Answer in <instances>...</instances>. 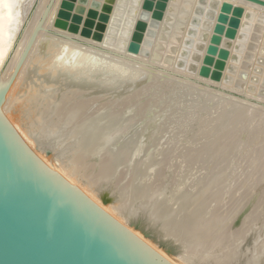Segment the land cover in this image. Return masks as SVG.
I'll return each mask as SVG.
<instances>
[{"label": "bare ground", "instance_id": "obj_1", "mask_svg": "<svg viewBox=\"0 0 264 264\" xmlns=\"http://www.w3.org/2000/svg\"><path fill=\"white\" fill-rule=\"evenodd\" d=\"M33 1L34 0H0V94L4 92L2 102L0 105V132L1 133L3 132L2 134L5 135V137L8 138L14 146H16L17 144L15 140V135L17 134L30 149L32 148L34 150V151L32 150L33 153L35 152L40 158H42L44 162H46L48 166H50L48 167L34 153V155L37 158H39L43 164L41 175L45 179L54 181L56 184H58V187L60 189L66 191L67 193H69V189L66 188L63 184H61V182L58 179V176H62L72 185L76 184L77 186L76 185L74 186L79 188L83 194L89 196L91 200L94 201L107 214H109L111 218L115 219L117 222H119L125 228H127V230H129L132 234H134L141 242L145 243L149 247L151 246L150 248L154 247V249L153 248L152 249L156 251L162 258L167 260L170 264H264V221H263L264 219L261 220L264 217L260 215L262 218L258 219L260 212L264 211V207L262 208L260 206L259 202L261 199V192H260L261 190H259L258 189L259 187H257L258 185H260L263 173H256V172L253 173L254 175L252 177L254 178H252L251 180L252 181L251 183L252 186L250 185L252 187L251 188L248 186L250 181L248 179H247L248 181L246 180V177H248L246 176L245 173L246 170L245 171L243 170L246 176L244 177L243 175V177L246 180L244 181L243 179L244 181L243 184L245 182H248V185L246 183L244 184V187L245 185L249 187L246 189V192L250 188L251 189L247 193L244 192L245 195H243L244 193L241 191L242 189L241 190L239 189L241 192L237 189L240 193H243L241 194L242 197L238 192L237 193L239 194V196L236 195L237 193H235L234 190L238 188V186L242 183L241 180L243 178L241 177L240 180L241 183L237 184L239 180L236 182L235 181L236 177L240 178L241 176V175L238 176L237 173L233 175L235 176V178L233 179H235L234 181L236 182V185H238L236 186V188L234 187L235 185H233L234 183L233 184L231 183L232 187L231 186L229 187L231 189L229 188L227 189L228 187L227 185H226L227 187L224 186L222 187V185H220L221 183L217 184V181L215 179H214L215 180L214 186H211L213 182V179L211 178L212 180L209 179L205 181V183L201 181H197L194 186L187 188V190L185 189L186 191L183 190L185 191V193L182 191L184 193L183 194L181 192V187L182 184H184L187 177V173L185 172L188 171L186 169H185L186 171L184 172V169L181 168L183 170L175 173L174 176L176 178L172 180L170 178H172L173 175L172 176L169 175L167 178L164 177L163 178L164 180L162 181L161 178L158 182L152 180H150L151 182L149 180L144 181L143 179L146 176L145 174L147 173L149 166H151L153 161L155 160V155H151L152 153H150L149 157L145 156L146 158H144L143 160L140 159L141 163L137 161L136 165H133L134 167H132L131 170L129 167L130 172H128V170L125 172L124 171L125 169L123 170L124 172H120V171L116 172V168H118L116 167V164L121 163L122 160H125L126 157L121 154L119 155L122 157L118 156L119 152L116 153L117 155L114 156L113 155L114 152L111 153L109 149L106 150L109 152L102 151L103 146H105V144L106 145L108 144L107 142H110V144L108 145L110 146L112 142L116 141L117 138L120 139L121 137L124 139L123 148L125 149L131 148L130 149L131 152H132V148H137L138 144H139L138 146L144 145V143L142 142L144 137L142 136L140 137L139 133L135 132L137 130L135 129L134 131L133 129L134 125L136 126L135 121L137 120L134 121L131 117L130 120H127L128 122H126V125L124 124L123 126L117 125L118 124L117 121L127 107L128 101L126 100L127 99L126 96L129 95L132 96L131 94L135 93L136 91H138L136 93L139 94L141 92L140 91L141 88L148 87V85H150L149 83H151L154 79H156L155 78L156 75L159 76L161 75L164 77L166 76V78H173L174 85L177 83V82L175 83V79L181 80L186 84L188 83L189 79L197 78V80L200 82H203L210 86H215V89L214 88H210V89L214 94L222 95V97L220 96L221 99H223L221 101L224 100L227 101V99H224V97L226 96V98L232 97L241 103H245L244 101H246L247 103L248 99L253 100L257 103H261L263 104V106L262 105L258 106L255 103H250V104L248 103L247 105L248 108L246 107L245 108L248 110L249 117L250 114L253 113L252 111H254L255 108L256 111L258 110L257 115L259 114L261 115L259 116L261 117L260 122L262 126L264 123V103H262L264 102V99L258 97L255 94H250L251 92L247 93L245 92V90H238L232 86L228 87L222 85L221 83L210 80V79H214L212 78L215 70V67L213 66L218 59V55L216 53H219L221 46L222 48L223 46L230 48V45L232 43V41L225 39V31L227 30V28H229L230 26L229 23L226 22L223 23L225 25H221L222 23L216 24L217 23L216 20L212 21L213 24H216V26L213 25L215 26L216 30L214 29V31L211 30L209 32L210 34L213 33L214 35H218L220 39L219 42L215 45L216 52L213 54L217 56L210 57L209 59L210 62H205L204 59L206 58H204V56L202 58V54H201V58L199 60L197 59L198 61L193 60L192 58L193 54L197 53L194 44L192 48L189 47V50L192 49V52H188L187 55L182 56V58L183 57L185 58V56H188V54L190 53V58H189L190 62L186 64L187 65L186 68L188 71L186 69H179L185 66L184 65L185 62H181L182 60L177 61L176 65L179 68L178 69L174 68L176 74L180 75L186 80L180 77H175L173 75H170L168 74L167 71H163L156 66L157 65L162 66L163 63L165 64V62H163L164 59L162 60V58L164 54L167 53L166 52L167 50H171L168 49L169 46L176 44L177 47H180L179 45L181 44L183 38L185 40L186 37L188 36L187 31H190V29L195 27H198L196 28L197 32L204 30L207 24V21H204V19L209 18L211 13H214L215 11H217L218 13L219 7L222 6L223 4H230L232 8H241L243 10V13L240 20H243V16L245 14L247 15L246 16L247 20L244 22L242 26L243 30L239 32L237 38L239 40L240 37L246 33L250 24H253L251 22L254 21L253 19L255 14L261 13V15L257 16V21L261 22V20H263L264 15L262 14H264V7L246 0H202L203 2L201 3L200 0H169V1L161 0L159 2H161L160 3L161 6L162 3H165L164 8L166 10L164 9L165 11L164 16L162 14L161 17L163 18L159 23H161L160 25H162L160 27L162 32L167 31V35L164 34L166 37L168 36V29H169V28L167 29L166 27L168 25H169L168 27H170L172 21L175 24L173 29L170 28L172 32H169L170 34L168 36V39H166L167 41H164L166 37L164 38V40H162L161 39L162 36L159 33L160 35L158 36L159 38L156 37L158 40L155 42V44H153L154 45L153 49L149 51L151 52L150 55L149 56L147 55L148 57H145V55L142 53L143 48L140 49L141 41L138 42V44L136 45L137 49L134 50L133 52L127 51V49L124 50V47L125 45H127L126 43L130 38L129 36L131 34V30L133 28L134 22L137 19V15L138 16L140 15L142 0H114L112 3L113 7L111 5V8L106 10L107 11L106 20L102 19L101 12L103 10L101 11L99 10L100 9L99 8L95 16L96 26L99 25L100 23V22L98 23V21L103 20L105 22L104 26L106 28V29L104 28V30L102 31V35L104 32L103 37L101 36L100 38L98 37L95 38L94 35L85 36L82 33V29H77L75 31H72L71 30L72 23H70L69 21L70 19L68 17L65 18L68 19L66 21L60 19L56 20V16H57L56 13L59 8V4L61 0H53L49 10L47 11L43 19L41 28L35 34L34 40L30 48L28 49V52L22 59L18 68L16 69L18 61L22 56L23 50L28 42V39L31 36L37 24L44 16L43 14L50 0H39L33 14L29 18L27 24L23 27L22 22L24 20L27 11L30 9ZM104 1L105 0H100V3H103ZM86 6L89 8V3ZM215 8L216 9L218 8V10H216ZM156 9L159 8L157 7ZM245 10H250V11L245 12ZM83 18H85V14L83 15ZM158 19L161 18H157L156 20ZM147 22L150 24V28L147 30L146 36L144 38V43H143L144 46L148 41L147 38L152 25L157 21H155L153 17L151 18L148 17ZM209 26H211V28L213 27L212 24ZM217 26L220 27V29L219 28L217 29ZM259 27L260 26H258V28ZM188 28L190 29L188 30ZM50 29L51 30L53 29L57 32H62V33L64 32L65 35L68 34L69 36H65V38H61L58 35L63 36V34L54 31L52 33L55 34H49L47 33V31L51 32ZM66 30H68L69 33H67ZM217 30L218 31L221 30V31L218 32ZM220 35L222 37H220ZM256 36L257 35H255L254 37L255 39ZM184 40L181 44L182 45L181 48L186 49L187 46L184 44L185 43ZM204 41L205 40L201 38L200 43ZM250 45L251 43L249 44V46ZM104 48H106V50H103ZM204 49L202 48L201 53L203 52ZM240 49L241 47L238 48V50ZM107 50H112L114 52H117V54L110 53ZM137 53H139V55ZM168 53L170 54L171 51ZM169 54L166 55L168 56ZM173 55H175V53H173ZM165 59H168V57L166 58L165 56ZM201 59H202L201 63H203L205 66L207 65L208 69L206 75L200 73L202 77H199L198 74H195V72L197 73L198 63L200 62ZM170 60L173 59L171 58ZM170 60H166V61L168 62ZM179 62H181V66H179L178 64ZM169 64L172 65L171 63ZM209 66H212L210 70L213 71L209 70ZM172 67H174V65ZM201 68L202 67H200L199 70ZM157 78L160 77L157 76ZM7 84L8 86L6 87ZM171 84L172 83H170V85ZM185 84L183 83L182 86H184ZM195 84L193 87L197 86V84L196 86ZM190 85L186 84L185 86H190ZM200 86L197 89L198 91L201 90V88L205 87L203 85H202L203 87ZM210 89H205V90L209 91ZM197 90L195 91L198 92ZM220 90L227 91L229 94H225ZM208 91H205V93H208ZM240 91L243 92L244 96L240 98H235V96L232 95ZM209 95L216 97V95L214 96L212 95V93H210ZM134 97L135 96H133V99ZM130 98L131 97H129V99ZM219 98L217 97L216 99ZM216 99L214 100L216 101ZM124 100L125 102L126 101L127 102L125 103ZM121 101L123 102V106L120 105L118 106V104L121 103ZM117 102L119 103L117 104ZM228 102L226 103L228 104ZM230 102L233 103L234 105L233 101ZM241 103L238 104L237 102L238 105H241ZM231 105H229L230 107H228V109L231 108ZM242 107H238V109ZM131 108L129 107V109ZM236 108L232 107L231 112ZM245 108H242V111ZM228 109H227V113H228ZM234 112L235 110L232 112V114L225 113L227 115L224 114L223 116L224 113L223 111L222 116L228 117V115L236 114ZM241 112L239 113L243 114V112L242 113ZM222 116H220L221 118L219 117L221 119V122L222 120L225 121V119H222ZM235 116L237 117V115ZM235 116L233 117V119H230L231 123L234 122L233 120ZM242 116L244 117V115H241L239 118L241 119ZM252 116H254V114ZM124 118L127 119L128 117H124ZM151 118L153 119V117ZM156 119L158 120V117ZM226 120L228 119L226 118ZM148 121L149 120H147V122ZM260 122L257 127L260 126ZM145 123L143 124V126H145ZM216 125L218 127L222 126L221 123H220L221 126H219V124ZM226 128L228 129V127ZM252 128L255 130V127L252 126ZM261 128L262 127H260V129ZM253 129H251V131ZM257 129L256 132L258 131ZM152 131L153 130H151L150 127L144 128L145 134L146 133L151 134ZM205 131L206 130H204L203 133H205ZM212 131L213 129H211V132ZM219 133H217V135H219ZM223 134H225V132H223ZM223 134H221V136ZM153 137L154 136H152V138ZM219 138L216 139L218 140L217 143H219ZM226 138L227 136L224 139L226 140ZM233 139L236 138L234 137ZM120 140L122 144V139ZM138 141H140L141 145ZM199 141L200 139L198 140V142ZM202 141L200 142L204 143V140ZM221 143H223V140L221 142V138H220L219 146ZM171 145H168L169 149ZM172 146L176 147L174 145ZM190 146L188 147V149L191 148ZM260 146L261 148L258 149L261 151L259 153L257 162L256 161L255 162L256 163L262 162L264 164V146L263 144ZM195 147L197 148V146H194L193 148ZM200 147L203 146L200 145ZM141 148L142 147H140V149ZM183 148L184 150H186L185 147ZM219 148H221V146ZM175 149H177V147ZM197 149L199 150V147ZM212 149H214L213 146L211 147V150ZM100 150L103 153H101ZM241 150L243 149H240V151ZM181 151L182 148L181 150H179L177 156L179 157L178 159H181L180 160L181 162L184 163L189 162L190 163L189 165H191L192 163H194L193 165H195V162L196 164L197 162H199V160L195 161L198 158L195 159V156L193 157V155H191L194 153H189L188 150V154H186L187 151L185 152V154H183V152ZM194 151L195 149L193 150V152ZM215 151L216 150H214V152ZM244 152H246V150ZM135 153L136 152L134 151V155ZM41 154H46V157H43ZM89 154L90 155L92 154L91 157L94 158L95 157L97 158V156H99V158H97V161L95 163L96 168L94 167L95 166L94 162L89 161L92 162L91 164H94V166H90V168L91 167L95 168L94 169L95 171L92 174H90L91 172L88 174V172L86 171L87 167L90 164L84 167L85 164H87L84 163L85 157L86 155ZM216 154L218 153L216 152ZM112 155L114 156V161L111 159L112 163H110L109 158L113 157ZM124 155L126 154L124 153ZM116 156H118V158ZM200 156L199 158H201ZM252 156H256V154L254 155L252 154ZM86 158H88V156ZM210 159L212 160L214 159V157ZM200 160H202V158ZM126 161L129 162L130 160L128 161L127 159ZM249 161H252V159ZM56 162H58L59 165H55ZM246 164L248 165V163ZM258 165H256V169L260 170L259 168H261L260 167L261 165L259 167ZM178 167H180V164ZM178 167H176L175 172L177 171ZM196 167H199V164L198 166L195 165V168ZM250 169L252 170L253 168ZM89 171L91 170L89 169ZM253 171L254 169L252 170V172ZM189 172H191V170ZM230 173L231 172H228L229 175ZM188 175H190V173ZM229 175L228 177L224 176L223 181H225L226 179L231 180L233 176L229 177ZM137 180L140 181L138 184H137ZM262 185L263 184H261V186ZM168 189H169L168 192L171 193L169 197H167L166 194ZM243 190L245 191V188ZM250 194H252V196L249 199H247V197ZM208 196H209V200L214 201L213 203L215 204V205L213 204L214 207L211 205L213 208V209L211 208L212 210H210L211 215L208 212V215L210 216L208 215L206 216V206H207L206 199L208 198ZM215 196H219L220 198ZM237 196L241 197V199L243 198V200L240 201L241 205H239L240 207L239 210H241L244 207V205L245 206L248 205L249 207L248 212L247 213L245 212L244 214L245 216L243 215L244 217L236 218V222L239 225V229H237L234 232V226H233V230L229 231L228 225L230 224H228L227 228L224 226L223 228L224 231H223V229L219 227L223 224L228 214L230 212L233 213L232 209L235 207L233 203L235 202L236 200L235 198H237ZM221 198H225L226 201L229 199L231 200L230 203H228L230 205L226 203V205H228L227 206L228 208L226 209L224 208L226 205L225 206L223 205L224 207L222 206L223 202L225 203V201L222 202ZM239 210H234V213L235 212L237 213V211ZM255 221L256 223L257 221H259L258 223L260 227L259 228L257 227V229L255 227L256 230H253L254 225L252 226V222L255 224Z\"/></svg>", "mask_w": 264, "mask_h": 264}, {"label": "rangeland", "instance_id": "obj_2", "mask_svg": "<svg viewBox=\"0 0 264 264\" xmlns=\"http://www.w3.org/2000/svg\"><path fill=\"white\" fill-rule=\"evenodd\" d=\"M64 1L65 2H68V4H70V8L64 7V5H63V2ZM113 1L114 0H105L103 3H100V0H61V2L59 4V8H58L57 13H56L57 14L56 20L57 19H60V20L66 21L68 19H65V18L68 17L70 19L69 20L70 23H72L71 25L76 26V29L88 30L90 32V36L96 35L98 38H100L101 36L103 37V35H104V32H103V35H102V31L105 28V26H104L105 25V22L103 20L98 21V23L99 22L100 23H99V25L96 26L95 16H96L97 11H98L99 8H100L99 10H101V11L103 10L101 12L102 15H107L106 14L107 11L104 10V9H105V7L110 9ZM159 1H161V0H142V2H141V8H140V11L141 12L139 11L140 12V15L139 16L137 15V19L134 22L133 28L131 30V34L129 36L130 38H129V40L126 43L127 45H125L124 50L127 49L128 43L131 44V43H134L135 41L138 43L139 41H141V43H140V49L143 48L142 53L145 55V57H148L150 55V53H151L149 51H151L153 49V46H154L153 44H155V42L158 40L157 38H159L158 36H160L159 33L162 36L161 39L164 40V38L166 37L164 34L167 35V31H163L164 33L162 32V30L160 28L162 25H160L161 23H159V22L163 18V17H161L162 14L164 16V12H165L164 9L165 8H163V9H156L157 8V2H159ZM168 1H167V3H168ZM38 2H39V0H34L33 1L30 9L27 11V13H26V15L24 17V20L22 22L23 23L22 24L23 27L27 24L29 18L33 14V12H34V10H35ZM71 3H74V4H71ZM88 3H89V8L86 6ZM166 6H167V4H166ZM85 7L88 8V9H86ZM112 7H113V5H112ZM216 10H218V8ZM59 11H60V14L64 12L66 15L64 14L63 16H61L59 14ZM156 11H159L160 12V18L161 19L156 20L157 18H154V20L157 21V22L152 25L151 30H150V32L148 34V38H147L148 41L146 42V44L144 46V44H143L144 43V38L146 36L147 30L150 28V24L149 23H150V20L151 19L149 20V23H148L147 22L148 17L151 18L152 15H153V13L156 12ZM248 11H250V10H245V12H248ZM242 13H243V11L241 12L240 15H235L233 13H226V12L222 11L221 8L219 7V12L218 13H217V11H215L214 13H211V15H210L209 18L204 19V21H207V24H206V27L204 28V30H201L200 32H197L196 31V28H198V27H195V28H192V29L188 28V30L190 29V31H187L188 36L186 37L185 40L183 38V40L185 42L184 44L187 46L186 49L185 48H181L182 47L181 44H182L183 40H182L181 44L179 45L180 47H177L176 44L170 45L168 49H171V50H167L166 51L167 53H165L164 56H163V58H162V60L163 59L165 60V61L163 60V62H165V64L162 62L163 63V65L161 64L162 66H160V65H157V66L155 65V66L158 67V68H160L163 71H167L168 74H170V75H173L175 77L183 78L180 75H177L176 74L175 69L176 68L177 69L179 68V67H177L176 63H177L178 60H180V61L182 60V62H185L184 63L185 66L183 68H179V69H186L187 70V68H186L187 65L186 64L188 62H190L189 61L190 53L188 54V56H185V58L184 57L182 58V56L187 55L188 52H192V49L189 50V47L192 48L193 47V44H194V46L196 47V50H197V53H194L193 56H192V58H193L194 61H198L201 58V54H202V58L204 56V58H206L208 60L212 56L213 57L217 56L219 53H216L217 55H213L214 53L212 52V50H214L213 47H216L215 46L216 45L215 44V39L212 38L214 36V34L213 33L210 34L209 31H211V30L214 31L216 24H221L222 23V22L219 23V20H218L219 17L221 15H223V14H226L227 17H228V19H233L234 20V23H235V26L233 28L231 27L233 29L231 31L232 33H229V34L228 33H225V39H227L229 41H232L233 44L231 43L230 48L229 47H226V46H223V48H222V46H221L219 52H221V51H223V52H222L221 55H218L217 62L214 63V66H213V67H215L214 73L218 77H215V78L213 77L214 79H210V78L209 79L212 80V81H214V82L221 83L222 85H225V86H228V87L232 86V87H234L235 89H238V90H245V92H247V93H250L251 92L250 94H255L258 97L264 99V17H263V20H261V22H259V21H257V16L258 15H261V13L255 14L254 15V19H253L254 21L251 22L253 24H250V26L248 27V30L246 31V33L243 36H241L240 37V40H239V39H237L238 38V35H239V32H241V30H243L242 26H243L244 22L247 20L246 19V16H247L246 14L243 16V20H240V18L242 17ZM68 14H69V16H67ZM84 14H85V18H83V15ZM262 15H264V14H262ZM214 20H216V22H217L216 24H213L212 23V21H214ZM208 23H210V24H208ZM141 24H144V25L141 26ZM172 24H171L172 26L170 25V27H168L169 26L168 25L166 27L167 29L169 28L168 29V36L170 34L169 32H172V30H170V28L173 29L175 23H173V21H172ZM211 24H212V26L215 25V26L212 27L213 29L211 28V26H209ZM221 25H225V24L222 23ZM258 26H260L259 28H261V29H259ZM96 27H97V29H96ZM53 31L54 32H57V31H55V30L52 29L51 32L47 31V33H49V34H55V33H52ZM66 32L69 33L68 30H66ZM57 33H62V32H57ZM157 33H158V35H157ZM62 34H63V36H61V35H58V36L61 37V38H65V36H69L68 34L65 35L64 32ZM221 35H220V37H222ZM255 35H257L256 36V39L254 38ZM168 36L165 38L164 41H167L166 39H168ZM133 37H137V40H132ZM201 38H203L205 40L202 43H200ZM250 43H251V45L253 47L251 45L249 46ZM142 44H143V46H142ZM245 44H246V46H245ZM205 45H206V47H205ZM172 47H173V49H172ZM239 47H241L240 50H238ZM202 48L203 49L205 48V49L201 53ZM170 51H171L172 55H173V53H175V55L172 56L171 53L169 54L168 52H170ZM179 51H180V53H179ZM137 54L139 55V53H137ZM166 54H169L171 57L169 55L167 56ZM179 54L181 55V57H180ZM165 56H166V58L168 57V59H165ZM171 58L173 60H170ZM166 60H170V61L167 62ZM204 61H205V59H204ZM201 62H202V59L198 63V70H199L200 67H202V68L199 70V73H198V70H197V73L195 72V74H198L199 77H202L200 75L201 70H207L208 69L207 68L208 66L207 65L205 66ZM167 63H168V65H167ZM169 63H171L172 65H170ZM164 65H165V67H164ZM166 65H167V67H166ZM173 65H174V67H172ZM211 67L212 66H209V70L211 69ZM165 68H167V69H165ZM171 68L173 69V71H172ZM210 71H213V70H210ZM241 72H243V73L246 74V77L244 79L240 77V73ZM157 76L160 77V78H157ZM155 78L156 79L153 80L154 82L152 81L153 83L152 82L149 83L150 85H148V87L141 88L140 89L141 92L139 94L136 93V92H138V91H136L135 93L131 94L132 96H130V95L129 96H126L127 99L126 98L125 99L128 101V102L126 101L127 102V107L129 106L131 108V106H132V108L129 109V107L128 108L126 107L125 111L122 113V115L119 117V119L117 121L118 122L117 125H119V126L122 125L123 126L124 124L126 125V122H128L127 120H130L131 117H132V119L134 121L137 120V121H135L136 126L134 125V128L133 129H134V131H135V129L137 130L135 132L139 133L140 137L141 136L144 137L143 140H142V142L144 143V145L143 146H138L139 145L138 144L137 145V148H132V152H133L132 153L131 150H130L131 148H126V149L123 148V140L124 139L121 137L120 139H122V144H121V140L119 138H117L118 140L116 139V141H114V142L111 143L112 146L111 145L108 146L110 144V142H107L108 144L107 145L105 144V146H103V149H102L103 152H109V151H106L107 149H109L111 153L114 152V154H113L114 156L117 155L116 153L119 152L118 153V156H120L119 154H121V155H123V156L126 157L125 160H122L123 163L121 162V163H117L116 164V167H118V168L115 167L116 168V172L117 171H120V172H124L125 171L126 172L127 170H128V172H130V170L132 169V167H134L133 165H136V162L137 161L139 163H141V160H143L146 157H149L150 153H152L151 155H155V160L152 163V165H154V166H152L150 164L152 167L149 166V168L147 170V173L145 172L146 173L145 174L146 176L145 175L144 176L147 179L143 176L144 177V179H143L144 181L145 180H149V181L152 180V181L158 182L161 178H162L161 179V181H162V180H164L163 179L164 177L167 178L169 175L170 176L173 175L172 178H170L172 180V179H175L176 178L174 176L175 173H177L178 171H181V170L184 169V172L186 170L188 172H185V173H187V177H186V180H185L184 184H182L181 192L183 190H185V189L187 190V188H190L191 186H194L197 181H201V182L205 183V181H207V180H209L211 178L213 179V182H212V185L211 186H214V183H215V180H216L217 181V184L221 183L220 185H222V187L223 186L224 187H227L228 186L227 189L230 186L232 187V184L233 183H234L233 185H235L234 187L236 188V186H238V185H236V182L239 180V182H237V184H240L242 182L241 184L243 185V188H242V185L240 184L241 185V188H240V185H239L238 188H236V189L233 188V189L235 190V193L238 192L241 197H242L241 194H243L244 192L247 193L252 188L251 187L252 186L251 185V183H252L251 180H252V178H254V177H252L254 175L253 173H255V172L256 173H263V176L261 178L260 185L257 186V187H259L258 189L261 190L260 191L261 192V199H260V202L259 203H260V206L263 208L264 207L263 206L264 205V196H263L264 195V190H263L264 189V182H263L264 181L263 180L264 179L263 178L264 177V170H263L264 169V164L262 162H260L261 164L260 163H256V162L258 160L259 153L261 151L258 148H261L260 145H262V144L264 146V126H263L264 123L261 126V122H260L261 121V117H260L261 115L260 114H259L260 116L257 115L258 114L257 113L258 110L256 111V108L254 109V111H252L253 113L251 112L252 114H250V117H249V114H248V110L246 109V108H248V106H247L248 103L249 104L250 103H255L258 106H261V105L263 106V104L257 103V102H255L253 100H250V99L247 100L248 101L247 103H246V101H244L245 103H241V102L237 101L236 99H234L232 97L226 98V96L225 97L223 96V97H224V99H227V101H225V100L224 101H221V100H223V99H221L222 95H216L210 89V88H214L215 89V86H210L208 84H205L203 82H200V81L197 80V78H192V79H189V80L187 79L188 80V83H186V84H188V85L193 84V85H190V86H185L186 85L185 82H182L181 80H176V79H175V83L176 82L177 83L174 85L173 78H166V76L164 77V76H161V75L160 76L159 75H156ZM167 80H168V82H167ZM169 80H170V82H169ZM184 80H186V79H184ZM178 82L180 83V85H179ZM192 82H194V83H192ZM170 83H172V84L170 85ZM183 83L185 84L184 86H182ZM195 83L197 84L198 87L196 86ZM194 84H195L196 87H193ZM198 84H200L201 86L198 85ZM202 85L205 86V87H203ZM199 86L200 87H203L204 89L201 88V90L198 91L197 89L199 88ZM205 89H210V90L208 91V90H205ZM195 90H197L198 92H196ZM202 91H204V92H202ZM205 91H208V93H205ZM220 91H222L225 94H229L227 91H223V90H220ZM209 92L212 93V95H214V96L216 95V97H213V96L209 95L210 94ZM232 95H234L235 98H240V97L244 96L243 92H241V91L240 92H237V93H234ZM133 96H135L134 99H133ZM129 97H131V98L129 99ZM217 97L218 98L220 97V98L219 99H216ZM131 99L134 100V101H132ZM214 99H216V101ZM122 101H123V99H122ZM122 101H121V103H119L120 101L117 102V104L119 103L118 106L119 105L120 106H123V102ZM129 101L132 102V103H130ZM230 101H233L235 106H236L237 102H238V104L241 103V105H238L237 104V106H236L237 108H236L233 105V103H231ZM124 102H125V100H124ZM226 102H228L229 105L232 104L233 106L231 105V108L228 109V107H230V106ZM262 103H264V102H262ZM117 104H116V106H117ZM242 104H244V105H242ZM242 106H244V107H242ZM232 107L233 108H236V109H238V107H242V108H245L246 107V108L243 111H242V108H239L238 110L234 109L235 110L234 113H236V114H233V115L234 116L237 115V117L235 116V118L233 120L234 122L231 123V120L230 119H233V117H234L233 115H228V117L225 116L228 120H226V118L223 117V116H224L225 113H227V109H228V113L227 114H232V112L234 111V110H232V112H231ZM127 110L128 111L129 110L130 111L132 110L133 112L132 111L131 112L130 111L128 112ZM152 111H153V113H152ZM223 111H224V113H223ZM238 111L239 112L242 111L243 114H240ZM125 113H126V115H125ZM222 113H223V116H222ZM127 114H128V116H127ZM227 114H225V115H227ZM253 114H254V116H252ZM241 115H244V117L242 116L241 119H240L239 117ZM220 116H222V119H225V121L222 120V122H221V119H220L221 117ZM124 117H128V118L126 119ZM135 117H136V119H135ZM151 117H153V119ZM157 117H158V120L156 119ZM203 118H204V120H203ZM236 118H238V119H236ZM147 120H149V121L147 122ZM219 120H220V123H221L222 126L220 125ZM214 121H216V122H214ZM228 121L230 122V124H229ZM259 122H260V126L257 127L259 125ZM144 123H145V126L146 127L143 126ZM216 124H219V126H221V127H218ZM212 125H213V127H212ZM153 126H154V128H153ZM214 126H217V127H214ZM229 126H230V128H229ZM246 126H247V128H246ZM252 126L255 127V130L252 128ZM149 127H150L151 130H153L152 131L153 135H152V133L151 134H148V133L145 134L144 128H149ZM208 127H209V129L210 128L213 129V131H212L213 134L211 132V129L209 130ZM226 127H228V129ZM260 127H262V128L260 129ZM215 128H216V131L217 132L215 131ZM221 128H222V130H221ZM247 129H249V130H247ZM251 129H253V130L251 131ZM256 129L259 132L258 131L256 132ZM204 130H206L205 133H203ZM237 130H238L239 134H238ZM129 131H130V128H129ZM154 131H155V133H154ZM200 131H202V132H200ZM214 132H215V134H214ZM219 132L220 133L222 132L221 134H223V132H225V134H223L224 136L222 135L223 138H222V136H221V134ZM217 133H219V135H217ZM251 133H254V134H251ZM151 135L154 136V137L152 138ZM208 135L209 136L211 135L210 138H209ZM232 135L233 136L235 135L234 137L236 139H233L234 137ZM244 135H245V137H244ZM218 136L221 138V142L223 140V143H221L222 145L220 144L221 148H219L220 147L219 146L220 138ZM226 136H227V138L225 140L224 138ZM230 136H232L233 138L230 137ZM175 137H177V138H175ZM201 137H202V139H201ZM229 137L231 138V141H230V138ZM147 138H149V139H147ZM173 138H175V139H173ZM212 138H213V140H212ZM217 138H219V143H217L218 142V140H216ZM192 139H193V141H192ZM199 139H200V141L204 140V143H202L203 141L202 142H200V141L198 142ZM245 140H246V142H245ZM138 142L140 143V141H138ZM145 142H146V145H145ZM208 142L209 143L211 142L210 145H209ZM158 143H159V146H158ZM190 143H192V144H190ZM120 144H121V146H120ZM171 144L174 145V146H176L177 149H175L176 147H173ZM187 144H188V146H187ZM207 144H208V146H207ZM140 145H141V143H140ZM168 145H171L174 150L171 148V146H170V149H169V146ZM200 145H202L203 147H200ZM186 146H187V149H186ZM189 146L191 148L188 149ZM194 146H197V148L199 147V150L196 147L193 148ZM212 146L214 148V149H212L213 151L211 150V147ZM140 147H142L141 149L143 151L140 149ZM183 147H185L186 150H184ZM251 147H252V149H251ZM181 148H182V151L181 152H183V154H185L186 151H187L186 154H188V150H189V153H194V154H191V155H193V157L195 156V159L198 158L195 161H198L199 160V162H197V164L195 162V165L198 166V164H199V167H196L195 168V165H193L194 163H192L191 165H189L190 164L189 162H185L184 163V162H181L180 161L181 159H178L179 158V157H177L178 156V152H179V150H181ZM138 149H140V150H138ZM157 149L160 150V151H158ZM190 149L192 150V152H191ZM194 149H195V151L193 152ZM219 149H220V151H219ZM240 149H243V150L240 151ZM31 150H33V149L31 148ZM169 150H170V152H169ZM214 150H216V151L214 152ZM236 150H238L239 153ZM245 150H246V152H244ZM134 151L136 152L135 155H134ZM222 151H223V154L224 155L222 154ZM100 152H101V150H100ZM103 152H101V153H103ZM121 152H123V153H121ZM216 152L218 154H216ZM124 153L126 155H124ZM237 153H238V155H237ZM215 154H216V157H215ZM241 154H243V155H241ZM252 154L253 155L256 154V156H252ZM41 155L43 157H46V154H41ZM91 155L90 154L89 155H86V157L88 156V158L85 157V160H84V163H87V164H85L84 167H86V166H88V164H90L87 167L88 170L86 169V171L88 172V174L90 172H91L90 174H92L95 171L94 170L96 168V164L95 163L97 161V158H99V156H97V158L96 157L94 158V157H91ZM196 155H197V157H196ZM200 155H202V156H200ZM246 155H247V157H246ZM114 156L109 158V162L110 163H112L111 162L112 160L114 161ZM118 156H116V157L118 158ZM199 156L202 158L203 161L200 160L201 158H199ZM120 157H122V156H120ZM128 157H130V158H128ZM131 157H132V159H131ZM213 157H214V159L211 160L210 158H213ZM256 157H257V159H256ZM215 158H218V159H215ZM40 159L42 160V158H40ZM127 159H128V161L130 160L131 162L130 161L127 162L126 161ZM134 159H136V160H134ZM222 159H224V160H222ZM251 159H252V161H249ZM89 161L94 162L95 166H94V164H91L92 162H89ZM44 163L46 164V162H44ZM246 163H248V165ZM254 163H256V164H254ZM179 164H180V167H178ZM182 164L185 166V168H184V166ZM251 164H253L255 166H253ZM55 165H59V163L56 162ZM256 165H258V167L261 165L260 166L261 168H259L261 171L256 169ZM90 166H94L95 168L94 167H91L93 169L92 170L90 168ZM119 166H121L122 169ZM48 167H50V166H48ZM129 167H130V170H129ZM176 167H178V168H177V171L175 172ZM181 168H183V169H181ZM250 168H253L254 171L252 172L253 169L251 170ZM89 169L91 171H89ZM178 169H180V170H178ZM190 170H191V172H189ZM243 170L244 171L246 170L245 173H246V176H248V177L245 176ZM256 170L259 171V172H257ZM172 172H174V173H172ZM228 172H231L230 175L228 174ZM250 172H251L252 175L250 174ZM189 173H190V175H188ZM215 173H216V175H215ZM236 173H237L238 176H240V175L241 176H240V178H237L236 177V180H235V179H233V178H235V176H233V175H235ZM228 175H229V177L230 176H233L231 178V180L230 179H228V180L226 179L225 181H223L224 180L223 179L224 176L225 177L226 176L228 177ZM243 175H244V177H246V180L248 179L250 181L249 185H248V182H245L244 183V184L247 183V185L249 187H251L247 192H246V189L249 188V187L247 185H245V187H244L243 182L246 181V180L243 177ZM215 176L217 177V179H216ZM241 177H243L242 180H241ZM243 179H244V181H243ZM240 180H241V182H240ZM139 182L140 181L137 180V184ZM261 184H263L262 185L263 187L261 186ZM74 185H76V184H74ZM244 188H245V191L243 190ZM229 189H231V188H229ZM237 189L238 190L239 189L240 190L242 189L241 191L243 193H240L241 191L239 190L240 191L239 192ZM168 191H169V189L166 192L167 197H169L170 194H171ZM185 191H183V192L185 193ZM238 193L236 195L239 196ZM245 193L243 195H245ZM238 196H237L238 199L235 198L237 201L235 200V202L233 203V205L235 206L233 208L234 210H239L240 209V207H239V205H241L240 201L243 200V198L241 199V197H238ZM251 196H252V194H250L247 197V199H249ZM215 197L220 198L219 196H215ZM221 197H223V196H221ZM206 200H207V202H206L207 203L206 204L207 205L206 206V216H207L208 215V212L210 214V210L213 209L212 206L214 204L213 203L214 201L209 200V196H208V198ZM221 200H222V202L225 201V203L223 202L222 206L223 205L225 206L226 203L228 204L231 201L229 199V200H227L228 201L227 202L225 200V198H221ZM221 200H218V201H221ZM261 203H262V205H261ZM228 205H230V204H228ZM228 205H226L225 207L223 206V207L226 209V208H228L227 207ZM243 208L241 210L237 211V213L236 212L234 213V210L232 209V211H233L234 214L230 212L231 214L230 213L228 214L229 217L227 216V218H225V221L223 222V224L219 228H222L223 229L224 226L226 228L229 226L228 230L229 231H232L233 230V226H234V232L237 229H239V225L236 222V218L244 217L245 216L244 215L245 212L247 213L248 212V209H249L248 205H246V206L244 205ZM259 211H260V209H259ZM261 212L259 214L258 219H261L262 217H264V213H263L264 211H261ZM257 213H259V212H257ZM257 213H256V215H257ZM210 215H208V216H210ZM255 218H256V216H255ZM263 219L264 218H262L261 220H263ZM259 221H257V223L255 221L256 226L252 222V226L254 225L253 226L254 227L253 230H256L257 227L258 228L260 227V225L258 223ZM228 224H230V225H228ZM255 227H256V229H255ZM222 229H221V231H222ZM253 230H252V232H253ZM223 231H224V229H223ZM152 248L154 249V247H152Z\"/></svg>", "mask_w": 264, "mask_h": 264}, {"label": "water", "instance_id": "obj_3", "mask_svg": "<svg viewBox=\"0 0 264 264\" xmlns=\"http://www.w3.org/2000/svg\"><path fill=\"white\" fill-rule=\"evenodd\" d=\"M52 1H49L44 16L29 37L16 69L41 28ZM246 1L264 7V0ZM201 2L203 1L200 0ZM160 3L157 2V7L163 9L164 3L162 6ZM63 5L70 8L68 2L64 1ZM220 8L235 15H240L243 11L241 8H232L230 4H223ZM64 14L61 13L62 16ZM101 17L106 20V15ZM152 17L160 18V12H154ZM218 20L229 23L225 33H232L235 26L233 19H228L223 14ZM218 28L220 29L217 26ZM71 30H77L76 26L72 25ZM82 33L90 36L88 30H82ZM212 38L215 39V44L219 42L218 35ZM132 40H137V37ZM137 44L136 41L129 44L127 50L133 52L137 49ZM213 49L212 52L215 53L216 47ZM107 51L117 54L112 50ZM181 62L178 63L179 66ZM205 62L210 61L205 59ZM201 74L206 75L207 70H201ZM214 75L215 73L212 78L218 77ZM240 77L244 79L246 74L241 72ZM3 93L0 94V105ZM2 133L0 132V264H170L65 178L58 176L69 193L60 189L54 181L45 179L41 175V160L25 142L14 134L17 143L14 146Z\"/></svg>", "mask_w": 264, "mask_h": 264}]
</instances>
